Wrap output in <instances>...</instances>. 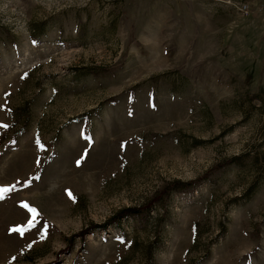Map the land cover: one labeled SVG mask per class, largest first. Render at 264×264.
Returning <instances> with one entry per match:
<instances>
[{
    "label": "rangeland",
    "instance_id": "rangeland-1",
    "mask_svg": "<svg viewBox=\"0 0 264 264\" xmlns=\"http://www.w3.org/2000/svg\"><path fill=\"white\" fill-rule=\"evenodd\" d=\"M0 125V264H264V0H0Z\"/></svg>",
    "mask_w": 264,
    "mask_h": 264
},
{
    "label": "snow or ice",
    "instance_id": "snow-or-ice-1",
    "mask_svg": "<svg viewBox=\"0 0 264 264\" xmlns=\"http://www.w3.org/2000/svg\"><path fill=\"white\" fill-rule=\"evenodd\" d=\"M0 127H7V125H0ZM37 144L39 145V140H37ZM37 163H39V161H37ZM79 164V161L77 162ZM27 186V185H25ZM15 190V186H12L11 188H0V199H3L4 196ZM22 208L27 209L32 215H31V219L28 221V227L27 228H19V227H14L12 229H10V232H16L19 233L21 236L24 235V233L26 231H28L30 228L35 227V220H36V210L34 208H30L29 205H27L26 203H22L20 205ZM41 238H44V232H42L41 234ZM123 242V241H121ZM15 259V258H13Z\"/></svg>",
    "mask_w": 264,
    "mask_h": 264
},
{
    "label": "trees",
    "instance_id": "trees-1",
    "mask_svg": "<svg viewBox=\"0 0 264 264\" xmlns=\"http://www.w3.org/2000/svg\"><path fill=\"white\" fill-rule=\"evenodd\" d=\"M150 205L151 204H149L147 207H149ZM139 211H140V209L139 208H135V207L134 208H132V207L122 208L118 212H116V214L114 216H112L110 218V220H108V223H109V221H115V222H117V221H119L120 219H122L124 217L137 214V213H139ZM105 224H104V226H105Z\"/></svg>",
    "mask_w": 264,
    "mask_h": 264
}]
</instances>
